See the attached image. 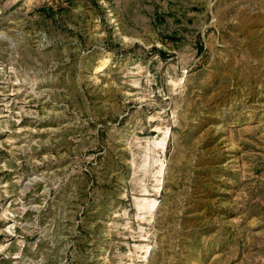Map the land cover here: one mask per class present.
I'll use <instances>...</instances> for the list:
<instances>
[{
	"label": "rangeland",
	"instance_id": "1",
	"mask_svg": "<svg viewBox=\"0 0 264 264\" xmlns=\"http://www.w3.org/2000/svg\"><path fill=\"white\" fill-rule=\"evenodd\" d=\"M0 264H264V0H0Z\"/></svg>",
	"mask_w": 264,
	"mask_h": 264
}]
</instances>
